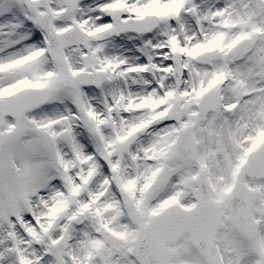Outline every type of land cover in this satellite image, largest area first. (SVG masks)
Instances as JSON below:
<instances>
[{"label":"snow or ice","instance_id":"6c2138e0","mask_svg":"<svg viewBox=\"0 0 264 264\" xmlns=\"http://www.w3.org/2000/svg\"><path fill=\"white\" fill-rule=\"evenodd\" d=\"M0 264H264V0H0Z\"/></svg>","mask_w":264,"mask_h":264}]
</instances>
